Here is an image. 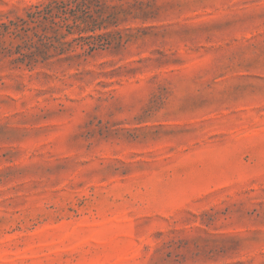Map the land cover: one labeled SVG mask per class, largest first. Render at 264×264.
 I'll list each match as a JSON object with an SVG mask.
<instances>
[{
	"label": "rangeland",
	"instance_id": "374dc122",
	"mask_svg": "<svg viewBox=\"0 0 264 264\" xmlns=\"http://www.w3.org/2000/svg\"><path fill=\"white\" fill-rule=\"evenodd\" d=\"M142 1L122 51L0 54V264H264V0Z\"/></svg>",
	"mask_w": 264,
	"mask_h": 264
},
{
	"label": "trees",
	"instance_id": "16d2710c",
	"mask_svg": "<svg viewBox=\"0 0 264 264\" xmlns=\"http://www.w3.org/2000/svg\"><path fill=\"white\" fill-rule=\"evenodd\" d=\"M154 13L142 0H42L0 23V54L4 50L12 64L33 70L122 51L142 31L130 24H144Z\"/></svg>",
	"mask_w": 264,
	"mask_h": 264
}]
</instances>
